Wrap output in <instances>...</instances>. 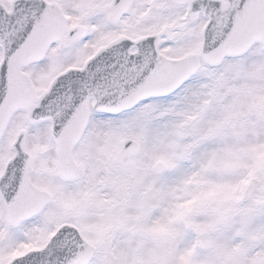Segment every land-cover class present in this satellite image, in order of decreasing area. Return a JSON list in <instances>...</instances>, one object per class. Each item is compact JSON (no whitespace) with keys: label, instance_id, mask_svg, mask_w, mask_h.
I'll list each match as a JSON object with an SVG mask.
<instances>
[{"label":"snow or ice","instance_id":"1","mask_svg":"<svg viewBox=\"0 0 264 264\" xmlns=\"http://www.w3.org/2000/svg\"><path fill=\"white\" fill-rule=\"evenodd\" d=\"M0 264H264V0H0Z\"/></svg>","mask_w":264,"mask_h":264}]
</instances>
